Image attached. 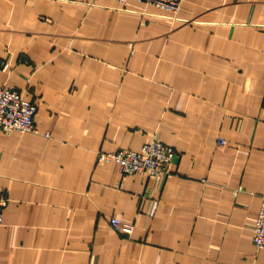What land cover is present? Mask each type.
<instances>
[{
	"label": "crops",
	"instance_id": "crops-1",
	"mask_svg": "<svg viewBox=\"0 0 264 264\" xmlns=\"http://www.w3.org/2000/svg\"><path fill=\"white\" fill-rule=\"evenodd\" d=\"M2 86L37 133L0 130V264H264V0H0ZM152 139L163 179L97 164Z\"/></svg>",
	"mask_w": 264,
	"mask_h": 264
},
{
	"label": "built area",
	"instance_id": "built-area-1",
	"mask_svg": "<svg viewBox=\"0 0 264 264\" xmlns=\"http://www.w3.org/2000/svg\"><path fill=\"white\" fill-rule=\"evenodd\" d=\"M125 3L130 0H114ZM152 5L170 13H177L182 0H132ZM36 107L26 100L21 93L10 86L0 87V130L4 133H37L33 116ZM220 144H224L220 141ZM174 149L157 139H152L139 150H118L99 152L97 164L115 162L121 173H137L145 177H166L175 159ZM8 201L7 195L0 191V226L3 222V209ZM110 226L118 232H130L131 226L122 224L117 218L110 219ZM252 242L256 249H264V195L255 223L252 226Z\"/></svg>",
	"mask_w": 264,
	"mask_h": 264
}]
</instances>
